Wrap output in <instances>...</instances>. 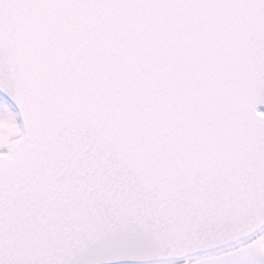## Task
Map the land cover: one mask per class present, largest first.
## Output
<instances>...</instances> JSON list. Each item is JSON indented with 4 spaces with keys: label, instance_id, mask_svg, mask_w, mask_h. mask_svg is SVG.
<instances>
[{
    "label": "snow or ice",
    "instance_id": "1",
    "mask_svg": "<svg viewBox=\"0 0 264 264\" xmlns=\"http://www.w3.org/2000/svg\"><path fill=\"white\" fill-rule=\"evenodd\" d=\"M0 264H264V0H0Z\"/></svg>",
    "mask_w": 264,
    "mask_h": 264
}]
</instances>
